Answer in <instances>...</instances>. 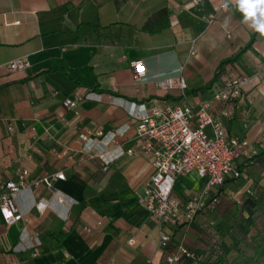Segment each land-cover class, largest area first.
<instances>
[{"label":"crops","instance_id":"obj_1","mask_svg":"<svg viewBox=\"0 0 264 264\" xmlns=\"http://www.w3.org/2000/svg\"><path fill=\"white\" fill-rule=\"evenodd\" d=\"M227 2L0 0V184L22 168L32 180L66 176L19 193L25 222L7 225L0 212V264H167L179 245L198 264L241 261L235 237L241 244L249 236L264 205V148L239 178L219 187L214 209L212 193L204 195L194 220L164 228L139 201L154 170L134 119L154 107L209 101L228 136L264 147V36L244 23L234 0ZM17 58L31 66L11 71L6 65ZM133 60L142 61L143 80L134 79ZM170 76L185 77L187 89L158 85ZM239 76L247 78L239 99H213ZM78 93L94 98L68 109L65 99ZM205 183L190 172L174 193L185 202ZM58 193L69 203L58 205ZM41 198L51 203L44 213L33 207ZM23 226L39 242L20 249ZM164 231L171 233L165 249Z\"/></svg>","mask_w":264,"mask_h":264},{"label":"built area","instance_id":"obj_2","mask_svg":"<svg viewBox=\"0 0 264 264\" xmlns=\"http://www.w3.org/2000/svg\"><path fill=\"white\" fill-rule=\"evenodd\" d=\"M224 8V5H222ZM210 17L208 22H212ZM192 54L196 49L192 47ZM7 68L14 72H23L31 64L27 59L17 58L7 63ZM135 80L144 79V66L141 60L130 62ZM247 82L245 76L226 80L224 86L213 93L214 100L234 101L242 95V88ZM166 90L187 89L183 76H170L157 81ZM93 93H78L68 97L64 105L68 109L76 108L87 99H93ZM210 102L204 101L197 106L177 104L163 109L154 107L149 111L136 113L134 116L137 135L141 140V152L150 157L153 173L146 182V190L140 203L156 217L161 227L174 223H188L194 220L203 203L204 195H211L210 207L215 208L220 202L219 187L227 178H239L242 174L240 161L252 160L258 154V148L245 137L228 136L220 117L213 114ZM226 114V113H225ZM13 131V126L9 125ZM102 134V131H97ZM134 153V149L126 151ZM120 155L124 150L119 151ZM196 172L206 179L203 192L194 195L183 202L174 193L175 185L180 176ZM17 178L0 184V212L7 225L25 222V213L17 205L20 192L38 186L44 182L52 186L54 181L65 179V173L58 171L42 179H30L27 169H18ZM56 203L64 206L69 199L58 193ZM33 207L40 213L51 208L46 199H38ZM183 211V214H182ZM171 241V233L162 232L161 247L167 248ZM39 242L38 236H30L26 226H23L17 247L28 248ZM183 258L192 259V264H198L197 255L183 245L166 256L167 264H175Z\"/></svg>","mask_w":264,"mask_h":264},{"label":"rangeland","instance_id":"obj_3","mask_svg":"<svg viewBox=\"0 0 264 264\" xmlns=\"http://www.w3.org/2000/svg\"><path fill=\"white\" fill-rule=\"evenodd\" d=\"M258 211L254 229L247 233L249 236L241 244L235 237V252L243 257L237 264H264V205Z\"/></svg>","mask_w":264,"mask_h":264},{"label":"clouds","instance_id":"obj_4","mask_svg":"<svg viewBox=\"0 0 264 264\" xmlns=\"http://www.w3.org/2000/svg\"><path fill=\"white\" fill-rule=\"evenodd\" d=\"M249 28L264 36V0H234ZM228 2L224 5L227 8Z\"/></svg>","mask_w":264,"mask_h":264},{"label":"trees","instance_id":"obj_5","mask_svg":"<svg viewBox=\"0 0 264 264\" xmlns=\"http://www.w3.org/2000/svg\"><path fill=\"white\" fill-rule=\"evenodd\" d=\"M238 57H239V54H236L235 56H233V57L227 59L226 61H224V62L222 63V66L225 65V64L228 63V62H231V61H235V60H237ZM257 148H258V154H257L252 160L245 161V163L240 167L241 172L243 171V170H242V167H243V166L250 165L251 163H253V162L257 159L258 156L261 155L262 150H263L262 148H264V147H262V146H258V145H257ZM226 180H227V179H226ZM226 180H225V181H226ZM224 183H225V182H224ZM219 193H220V190H219ZM219 195H220V194H219ZM253 223H254V222H253L252 220H250V219L247 220V224H248L249 226H251Z\"/></svg>","mask_w":264,"mask_h":264}]
</instances>
